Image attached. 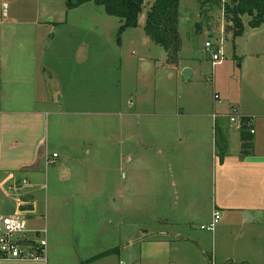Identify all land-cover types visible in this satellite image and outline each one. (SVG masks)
<instances>
[{
  "label": "crops",
  "instance_id": "1",
  "mask_svg": "<svg viewBox=\"0 0 264 264\" xmlns=\"http://www.w3.org/2000/svg\"><path fill=\"white\" fill-rule=\"evenodd\" d=\"M5 4H0V235L3 217L20 213L30 237L35 230L47 229V247L42 258L0 256V264H80L126 240L130 244L131 238L140 246L137 264H159L165 256L170 264H264V101L240 94L229 101L217 87L220 99L213 97L210 110L138 113L155 118L160 134L152 183L140 190L141 196L153 198L154 208L139 233L131 237L120 229L113 238L116 246L109 247V176H79V166L84 165L76 150L84 147L89 154L92 138L73 136L81 129L77 123L61 125L64 117L79 112L53 107L55 74L43 61L48 54L44 49H25V38L29 44H45L47 38L39 43L27 27H42L46 20L39 15L30 21L9 18L10 13L4 15ZM258 55L251 56L258 59ZM183 70L186 78L195 73L190 66ZM246 81V86H264L261 64H253ZM251 99L256 101L254 107ZM232 107L253 118V147L246 154L241 130L228 118ZM52 115L60 117L56 132L61 153L50 154L48 149ZM143 125L139 119V141ZM54 153L63 161L62 176L49 175V165L56 163L50 159ZM39 210L44 212L42 226L28 221L37 220ZM215 210L221 213L215 228H202L213 220ZM122 218L123 213L117 222ZM110 222L115 223L112 218ZM120 254L119 249L87 264H107L109 257Z\"/></svg>",
  "mask_w": 264,
  "mask_h": 264
},
{
  "label": "rangeland",
  "instance_id": "2",
  "mask_svg": "<svg viewBox=\"0 0 264 264\" xmlns=\"http://www.w3.org/2000/svg\"><path fill=\"white\" fill-rule=\"evenodd\" d=\"M153 1L146 0L139 25L126 29L122 35L124 45H119L117 32L122 21L106 13L103 5L91 1L67 13L66 0H0L1 5L6 2L9 18L30 21L39 15L46 20L42 27H27L30 35H37L39 43L47 38L45 44H29L25 38V49L28 52L44 49L48 54L43 61L51 74H55V80H51L53 107H70L79 112L77 116L64 117L61 125L77 123L81 129L72 135L92 138L89 154L84 147L76 150L84 165L79 166L82 168L79 176H109V247L116 246L113 238L118 237L120 229L131 237L139 233L154 208L153 198L141 196L140 190L152 183L154 162L160 157V134L156 133L155 118L138 113L210 110L217 87L223 89V98L229 101L238 94L264 101V86L245 84L254 63L261 64L264 75V24L253 27L249 24L251 17L244 15V32L234 37L226 30L228 22L223 3L212 1L202 6L199 0H180L179 29L183 45L180 63L174 66L167 61L163 46L144 30ZM208 40L218 44L224 55L223 62L216 66L212 64L211 51L206 48ZM253 53L259 54V58H253ZM27 59L22 56L23 61ZM184 66L195 70L190 78H186ZM256 80L261 83V78ZM254 100L251 99L252 107ZM233 108L236 107L231 111ZM139 119L144 122L142 136L145 137L141 141L138 140ZM59 120L60 117L51 116L50 154L60 151L56 132ZM52 158L56 163L49 165V175L62 176L63 161L50 155ZM122 193L124 198L120 197ZM43 203L44 195L41 207ZM43 213L39 210L38 219L33 223L30 218L28 221L44 225ZM122 213L123 218L117 222ZM111 218L115 223L110 222ZM131 239L130 244L126 240L119 246L120 256L109 257L107 264L138 263L140 246ZM159 264H170V258L165 256Z\"/></svg>",
  "mask_w": 264,
  "mask_h": 264
},
{
  "label": "trees",
  "instance_id": "3",
  "mask_svg": "<svg viewBox=\"0 0 264 264\" xmlns=\"http://www.w3.org/2000/svg\"><path fill=\"white\" fill-rule=\"evenodd\" d=\"M103 5L106 13L117 16L122 23L117 32V43L122 44V35L128 28L139 25V17L143 12L146 0H66L67 13L87 2ZM204 6L206 2H218L221 0H199ZM222 4V3H221ZM225 17L228 22L227 32H232L234 37L244 32L243 16L249 15V24L258 27L264 24V0H231L223 3ZM180 0H154L147 12L144 30L157 44L163 46L167 52L169 63H178L181 59L183 39L179 29ZM244 126L241 129L243 153H248L253 147V134L250 132L249 122L253 121L250 116H242ZM224 150L223 153L224 154ZM119 247L108 249L96 254L80 264H87L101 257L116 253Z\"/></svg>",
  "mask_w": 264,
  "mask_h": 264
},
{
  "label": "built area",
  "instance_id": "4",
  "mask_svg": "<svg viewBox=\"0 0 264 264\" xmlns=\"http://www.w3.org/2000/svg\"><path fill=\"white\" fill-rule=\"evenodd\" d=\"M7 15V11L4 12ZM207 50L211 51L212 64L216 66L223 62L224 55L222 54L218 44L208 40L206 42ZM215 99H220L219 94H215ZM215 117L217 114L214 115ZM230 122L239 130L244 126L242 116L236 108L228 114ZM249 130L253 134L255 129L253 121L249 122ZM53 156H57L56 153ZM221 218V213L218 210L214 211L213 220L209 224L202 225V228L213 230ZM2 232L0 235V256L4 258L18 259H35L44 257L47 247V229L41 228L35 230V236L30 237V232L27 221L20 213L14 215H6L2 220ZM119 264H129L126 261H120Z\"/></svg>",
  "mask_w": 264,
  "mask_h": 264
},
{
  "label": "water",
  "instance_id": "5",
  "mask_svg": "<svg viewBox=\"0 0 264 264\" xmlns=\"http://www.w3.org/2000/svg\"><path fill=\"white\" fill-rule=\"evenodd\" d=\"M199 29H201V27Z\"/></svg>",
  "mask_w": 264,
  "mask_h": 264
}]
</instances>
